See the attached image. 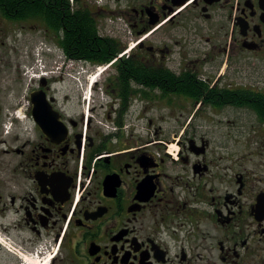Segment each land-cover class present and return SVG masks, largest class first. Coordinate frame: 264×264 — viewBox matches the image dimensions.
Returning <instances> with one entry per match:
<instances>
[{"label": "flooded vegetation", "instance_id": "1", "mask_svg": "<svg viewBox=\"0 0 264 264\" xmlns=\"http://www.w3.org/2000/svg\"><path fill=\"white\" fill-rule=\"evenodd\" d=\"M62 1L148 34L89 85L56 0L0 8V264H264V142L213 145L223 120L264 134V0Z\"/></svg>", "mask_w": 264, "mask_h": 264}, {"label": "trees", "instance_id": "2", "mask_svg": "<svg viewBox=\"0 0 264 264\" xmlns=\"http://www.w3.org/2000/svg\"><path fill=\"white\" fill-rule=\"evenodd\" d=\"M55 3L57 14L54 20L64 27L65 33L60 36V40L69 57L109 62L121 51L122 46L116 39L106 36L99 37L97 28L87 16L70 12L66 8L67 3L62 0H56ZM43 4L46 3H43L42 0H0V8L17 18L26 14H35L38 12L36 11L37 8L41 9L38 13H43ZM48 12L49 10L46 8V15ZM44 17L47 23L46 16ZM125 60L128 61L129 59L126 58ZM143 68V65L140 64V68L136 67L135 69L136 73L139 71L141 74L150 72L149 69ZM153 83L154 81H152Z\"/></svg>", "mask_w": 264, "mask_h": 264}, {"label": "rangeland", "instance_id": "3", "mask_svg": "<svg viewBox=\"0 0 264 264\" xmlns=\"http://www.w3.org/2000/svg\"><path fill=\"white\" fill-rule=\"evenodd\" d=\"M107 22L105 21L104 24V28H105V32L104 34L107 35L110 33V35H115L117 36V32L114 30L112 26H108L106 25ZM31 40H35L34 44H38L40 45V43L44 40L43 37L41 35H35V37H28ZM27 38V39H28ZM38 45V46H39ZM24 49L25 45L23 46ZM27 51H29V49H26ZM43 59V63L45 65L48 64V62L50 61L47 55H44L42 57ZM151 115L156 116L157 113H150ZM222 126H224L223 128H221L220 133H218L216 135V138H214V142L213 145H217L220 146L222 143V145H228V146H234V145H245V144H255V143H261L264 142V134H258L257 131L253 132L252 130H250V123L248 121H246L245 119L238 121L236 123L233 124H227L226 120H223ZM146 133L147 136L154 137V132H153V127H147L146 128ZM212 145V146H213ZM263 156H264V152H263Z\"/></svg>", "mask_w": 264, "mask_h": 264}, {"label": "bare ground", "instance_id": "4", "mask_svg": "<svg viewBox=\"0 0 264 264\" xmlns=\"http://www.w3.org/2000/svg\"><path fill=\"white\" fill-rule=\"evenodd\" d=\"M32 30V29H31ZM25 67V66H24ZM30 259V258H29ZM46 261H49V258L46 260ZM30 264H39V262L37 261L36 258H31L30 261H29Z\"/></svg>", "mask_w": 264, "mask_h": 264}]
</instances>
